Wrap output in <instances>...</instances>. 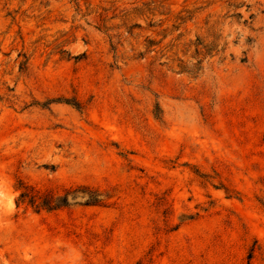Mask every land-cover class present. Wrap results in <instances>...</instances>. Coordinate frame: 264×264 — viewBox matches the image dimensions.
<instances>
[{"label":"rangeland","instance_id":"374dc122","mask_svg":"<svg viewBox=\"0 0 264 264\" xmlns=\"http://www.w3.org/2000/svg\"><path fill=\"white\" fill-rule=\"evenodd\" d=\"M0 264H264V0H0Z\"/></svg>","mask_w":264,"mask_h":264},{"label":"trees","instance_id":"16d2710c","mask_svg":"<svg viewBox=\"0 0 264 264\" xmlns=\"http://www.w3.org/2000/svg\"><path fill=\"white\" fill-rule=\"evenodd\" d=\"M193 45L195 46V55H196V57H198V55H200L201 52H202V50L199 47V45L202 46V44L201 43H199V44L194 43ZM199 63H200V60L198 61L197 65ZM178 68L180 69L181 72H189L188 69L186 67H184V62L182 60H179ZM194 72H197V71H194ZM28 195L29 194H28L27 191L21 192L20 195H19V197H18V202H20V201L23 202L24 199L26 197H28ZM30 203H32L33 205L35 204L37 207H43V208H45L47 210H55V209L58 208V205H56V203H53L52 201H48V203H45V202H37V200L33 196L30 198Z\"/></svg>","mask_w":264,"mask_h":264}]
</instances>
